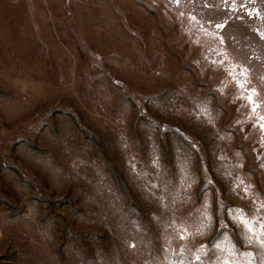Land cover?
<instances>
[{"label":"rangeland","instance_id":"obj_1","mask_svg":"<svg viewBox=\"0 0 264 264\" xmlns=\"http://www.w3.org/2000/svg\"><path fill=\"white\" fill-rule=\"evenodd\" d=\"M0 264H264V0H0Z\"/></svg>","mask_w":264,"mask_h":264}]
</instances>
